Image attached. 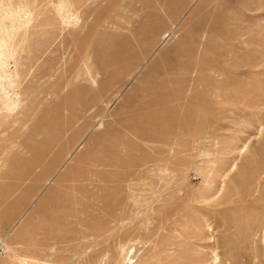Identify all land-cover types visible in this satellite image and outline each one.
<instances>
[{
    "label": "rangeland",
    "instance_id": "1",
    "mask_svg": "<svg viewBox=\"0 0 264 264\" xmlns=\"http://www.w3.org/2000/svg\"><path fill=\"white\" fill-rule=\"evenodd\" d=\"M2 1L14 9L23 4ZM239 1L85 0L80 13L89 14L86 27L70 30V49L62 44L46 53L44 65L26 80L28 93L10 95L15 114L0 117V264H19L8 244L25 247L26 264H264V0H245L248 8ZM147 7L149 26L135 27L136 35H145L131 41L124 61L110 65L117 60L115 22L138 24ZM45 28L39 25L22 40L20 61L48 47L52 31ZM155 42L162 67L203 43L206 63L181 72L201 78L186 83L187 112L170 109L160 127L148 122L138 137L124 128L127 119L144 117L133 113L147 106L136 94L166 74L140 79L148 61L135 76L130 70ZM56 61L68 70L58 68L47 77L51 81L39 83L35 75ZM11 67L12 77L27 68L21 62ZM215 82L226 86L217 90ZM243 88L255 101L238 93ZM128 98L136 101L130 107ZM56 132L58 145L45 166L73 151L79 164L69 159L59 172L101 178L104 191L97 199L108 202L88 217L90 225L70 226L69 232L92 231L101 221L109 226L107 218L122 213L109 236L54 243L67 225L55 223L51 201L41 195L49 189L58 197L64 190L53 188L52 180L37 194L32 187L43 180L21 179L38 146ZM112 155L121 162L92 164Z\"/></svg>",
    "mask_w": 264,
    "mask_h": 264
},
{
    "label": "bare ground",
    "instance_id": "2",
    "mask_svg": "<svg viewBox=\"0 0 264 264\" xmlns=\"http://www.w3.org/2000/svg\"><path fill=\"white\" fill-rule=\"evenodd\" d=\"M72 1L73 0H21L23 4L20 5L18 9H14L13 7H5L4 2L0 0V117H3V119L15 114V109L11 106L15 100H12L10 95L15 93H22L25 95L28 93L29 86L26 80L29 75L34 74L36 68H41L44 65L45 59L43 58H45L46 53L56 50L57 46L62 44L70 49L73 43L67 40L71 38L70 30H83L86 27L89 14L82 15L80 13V9L84 6L85 0H82L78 4ZM161 1L162 0H160V2ZM164 1L167 4L168 0ZM244 1L245 0H240L239 3H242L244 7L248 8V1ZM150 12L151 7H147L142 14L138 15L136 18L138 24L131 25L128 22H119L118 20L115 22L116 30L113 35L114 39L112 45L117 48V60L111 61L110 65L124 61L133 50L129 45L131 41L134 39L138 41V36L145 35L140 33L136 35L135 27L139 24L149 26L146 19H148L147 17ZM42 24H46L47 28L41 31H52L48 47L43 49L41 46L34 55L28 54L26 56V60L28 61H20L18 56L22 54V40L27 38L29 34L36 32V27ZM172 24L174 25V22H172ZM157 45L158 42H155L141 57V60L139 62L137 61L130 70L133 72V76H135V74L140 71L142 65L148 61L147 67H145L140 75V79L148 80L150 78L151 80H155L158 74H166L165 79L156 82V85L151 88L136 94V98L139 97L136 99L137 102L142 104L146 103L147 106L143 108L137 106L134 112L133 110L131 111L133 113H142L141 116H144L142 119H145L138 120V122L135 121V118L130 120L127 119L124 123V128L128 129L132 135L138 137L142 136L144 133L142 129L146 130L145 126L148 122L152 127H160L162 115H166L170 109L178 108L187 112L188 96L187 93H185L187 91L186 83L190 82V79L198 82L201 78L200 76L196 78H188L184 75L181 76V72L185 73L190 70H200L206 63L205 55L201 53L204 49H208V47L206 43H203L201 50L184 52L187 54V58L180 59L177 64L174 62L170 64V60H167L164 63L165 67H162L159 63L162 51L158 55L155 53ZM191 52L192 54H190ZM20 62L27 66V68H25L26 70L20 68L18 71H14L15 75L13 77L10 76L9 73L13 71L11 66ZM105 63L108 64L107 61ZM161 67L162 69H160ZM58 68L62 69L63 72L68 70L67 68H62L59 61H56L54 65L45 70L46 72L44 71L35 76L39 79V83L51 81L48 80L47 77L51 78ZM225 86V83H214V88L217 90ZM124 88L125 86H122L117 89L115 97L119 96ZM230 91L233 92V90ZM250 92V89L246 88L238 91V93L245 98L249 97L251 101H255L254 96H249ZM223 94L226 95L228 92ZM135 102L136 101L128 98L126 100V106L130 107ZM132 114L129 113L130 116H133ZM152 123H156V126ZM90 130L89 128L84 136H86ZM58 135L59 132H56V137L54 139L38 146L39 154L33 158L30 168L23 173L21 179L24 181L32 179L43 180L41 184L32 187L37 194H39L52 180L55 183L53 188L64 190L58 197H52V191L49 189L41 195L42 198L51 201V210L56 212L55 223L57 225L61 223L67 225L65 232L53 238L54 243H67L79 237L98 238L103 235L109 236L115 227L123 221L122 213L108 217L107 219H110L112 222L109 226H106L104 222L101 221L92 231L84 230L77 234H73L72 231L69 232L70 226L76 225L84 227L85 225H90L91 221L88 217L92 218L95 213L104 208L108 202L107 200L97 199L99 192L104 191V188L101 186V182L103 181L101 178L94 174L90 176L87 171H82L81 173H75L74 171L69 173L66 171L59 172L64 163L69 159L76 162V166L79 164L78 160L80 157L78 154L74 156L73 151H69L62 158L60 154H58V156L53 159L51 167L47 168L45 166L48 160L53 157L54 148L58 145ZM93 139L94 136L88 138L86 144H89ZM114 147L116 150L118 147L117 144H114ZM198 150L202 151L200 147H198ZM120 162L118 156L112 155V157L107 156L103 159H97V161L92 162V164L95 166H103ZM41 200L43 199L39 201ZM23 243L28 245L27 242ZM7 248L12 261L19 262V264H26V260L29 259V256L22 257L23 249L26 251L25 247L21 248V246L8 244ZM192 264L198 263L193 262Z\"/></svg>",
    "mask_w": 264,
    "mask_h": 264
}]
</instances>
